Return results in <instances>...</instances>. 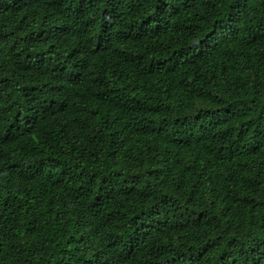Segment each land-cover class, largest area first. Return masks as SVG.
Wrapping results in <instances>:
<instances>
[{
    "label": "trees",
    "instance_id": "16d2710c",
    "mask_svg": "<svg viewBox=\"0 0 264 264\" xmlns=\"http://www.w3.org/2000/svg\"><path fill=\"white\" fill-rule=\"evenodd\" d=\"M0 264H264V0H0Z\"/></svg>",
    "mask_w": 264,
    "mask_h": 264
}]
</instances>
